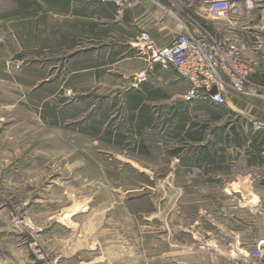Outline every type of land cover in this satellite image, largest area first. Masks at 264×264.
I'll return each instance as SVG.
<instances>
[{
  "label": "rangeland",
  "instance_id": "obj_1",
  "mask_svg": "<svg viewBox=\"0 0 264 264\" xmlns=\"http://www.w3.org/2000/svg\"><path fill=\"white\" fill-rule=\"evenodd\" d=\"M21 1L0 0V264H48L63 249L68 264H234L237 240L251 250L264 238V115L227 106L264 101L255 58L242 93L185 103L186 83L148 70L136 38L93 42L73 20L34 27ZM251 1L233 13L243 42L240 23L264 26V0ZM195 2L114 6L158 9L170 22L147 32L160 29L162 46L182 23H205ZM235 188L253 205L240 223Z\"/></svg>",
  "mask_w": 264,
  "mask_h": 264
},
{
  "label": "built area",
  "instance_id": "obj_2",
  "mask_svg": "<svg viewBox=\"0 0 264 264\" xmlns=\"http://www.w3.org/2000/svg\"><path fill=\"white\" fill-rule=\"evenodd\" d=\"M117 7H130L134 0H101ZM247 0H202L196 14L205 19L202 24L183 23L184 30L165 45L156 46L152 36L143 31L139 34L136 50L145 55L148 63L161 70H170L183 80L187 89L182 101H204L209 104L224 103L226 91L242 93L254 72L251 59L242 52L243 41L236 35L233 21L234 8ZM250 1V0H249ZM138 82L146 79V71L136 75ZM248 256L250 262H244ZM264 261V239L253 248L240 252L234 264H260Z\"/></svg>",
  "mask_w": 264,
  "mask_h": 264
},
{
  "label": "crops",
  "instance_id": "obj_3",
  "mask_svg": "<svg viewBox=\"0 0 264 264\" xmlns=\"http://www.w3.org/2000/svg\"><path fill=\"white\" fill-rule=\"evenodd\" d=\"M27 3L20 5L25 10V13L29 18L35 23H33L34 27H44L43 19H46V22H55V21H77L78 27L82 29L80 35H84L85 38H89L90 41L101 43H109L116 42L115 39L118 38V33L123 31L127 33L128 40H124L125 43L131 44V40L139 37L140 31H149V28H156L161 26H167L170 22L165 15L162 16L159 13L158 9L152 7L151 4H146L144 7L134 6L128 9H118L114 5L108 3H101L91 0H25ZM196 1L195 4L192 5L193 11L201 10L202 0H193ZM254 0L251 1L252 8L258 7L261 3H257ZM238 9L236 6L234 8V12ZM156 10V11H154ZM264 11V9H263ZM46 17H43L45 16ZM238 16L236 14H232ZM163 19V25L157 24L159 20ZM7 16L6 9H3L0 5V29L6 26ZM252 22V23H251ZM251 23V24H250ZM185 24L191 25L188 21ZM183 26V23H182ZM241 33L244 34V43L242 47V52L245 57L255 58L258 61L259 71L256 73V78L264 79V41H262V37H264V26L261 29V25L259 22L253 17L252 20L248 24L241 25L240 23ZM46 27H51L49 24H46ZM151 31L154 35L157 31ZM84 31V32H83ZM136 36V37H135ZM262 36L260 39L259 37ZM119 39V38H118ZM260 42V43H259ZM139 59H143L147 63L148 70L151 69V66L148 63L147 57L145 55L137 56ZM179 79V78H178ZM183 102V101H182ZM196 102H204V101H196ZM194 103V102H191ZM207 103V102H204ZM209 104V103H207ZM242 104H245L247 107H253L256 109L255 114L258 116L264 115V101H254V102H227V106L229 108H238L243 107ZM211 105V104H209ZM214 105V104H213ZM237 105V106H236ZM218 106V105H215ZM245 107V108H247ZM185 129V126H184ZM184 131H182L183 133ZM262 152H255L253 155L254 159L260 156ZM257 165V164H256ZM233 193L239 192L238 201L236 207L238 208V213L236 214V218L238 223L241 222L242 217L240 215V211H243L246 206H253L252 203L248 201V198L242 194L240 188H235ZM264 239L263 237H259L258 240ZM255 240V243L258 241ZM240 242L237 240L235 245H232L236 248L237 252L248 251L247 249H242L240 246ZM234 248H231L230 251H233ZM63 254H58L57 257H53L52 261L48 264H68V258L66 257V249L62 250ZM244 262L249 263L250 258L248 256L244 257ZM95 260L92 262H81L83 264H93ZM80 264V263H79ZM103 264H106L105 261ZM110 264H118V261H110ZM260 264H264L262 261Z\"/></svg>",
  "mask_w": 264,
  "mask_h": 264
},
{
  "label": "trees",
  "instance_id": "obj_4",
  "mask_svg": "<svg viewBox=\"0 0 264 264\" xmlns=\"http://www.w3.org/2000/svg\"><path fill=\"white\" fill-rule=\"evenodd\" d=\"M142 100H143L142 96L136 93V95H134V97L132 99V101L134 103L133 107H142L143 106V105L141 106ZM140 111L142 112L143 110H140ZM179 128H180L179 132L183 131L184 130V123H182V125ZM195 140L199 141V140H201V137H197Z\"/></svg>",
  "mask_w": 264,
  "mask_h": 264
}]
</instances>
